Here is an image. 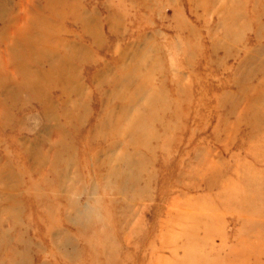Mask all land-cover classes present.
I'll use <instances>...</instances> for the list:
<instances>
[{
    "label": "rangeland",
    "instance_id": "rangeland-1",
    "mask_svg": "<svg viewBox=\"0 0 264 264\" xmlns=\"http://www.w3.org/2000/svg\"><path fill=\"white\" fill-rule=\"evenodd\" d=\"M53 5L91 36L0 0V32L39 8L78 52L46 120L44 61L0 45V264H264V0Z\"/></svg>",
    "mask_w": 264,
    "mask_h": 264
},
{
    "label": "bare ground",
    "instance_id": "bare-ground-1",
    "mask_svg": "<svg viewBox=\"0 0 264 264\" xmlns=\"http://www.w3.org/2000/svg\"><path fill=\"white\" fill-rule=\"evenodd\" d=\"M45 1H46V5H47L46 6V9H47L46 12L48 14L47 16L53 17V18L62 17L63 19L68 18L71 20L70 22L73 26L78 25V27H80L79 28L80 31L83 32L85 34V36H87V37L91 36L90 35L91 30L88 29L89 26H87V28L84 26V22H86L85 19H87L88 17H84V19L81 17L77 18L75 16L76 12L73 11L71 8H70L71 12H68V15L65 14L66 12L65 13L63 12L64 9L61 10L62 12L59 11V9H58V11H56L55 7L53 5V0H45ZM38 9H37V11H35L37 16L30 17L31 16L30 15L29 17H27V15L24 14V16L22 18H20L17 22L18 24L19 23H21V24H19V26L14 30H10L12 28H15V27H12L14 20L9 21V23L2 26L3 31L0 32V45H4V44L6 45V43L8 44V47H5L4 49L6 52H8V53H6L7 54L6 56H9V54L10 55L12 54L11 50L13 48V45L15 43H17V44L20 43V44H22L23 49L26 50L25 54H26L28 59H30L34 62L37 61V59H42V61H44V63H45L44 67L46 66L47 68L41 74L33 73V75L35 77V82L29 83L27 81H24L22 83H23V86H25L29 91L32 92V94L30 92V95L32 96L33 101H37L40 104V106L42 107L43 118H45L47 120V119H49V108L46 107L47 103L44 102L45 100L40 99L41 92L40 91L37 92V91H35V89L37 88V86L41 82H44L46 85L62 84L63 87H59L58 90L60 92L61 97H63L65 95L66 88H68L65 86H67V85L70 86L69 82L71 83L73 79L74 80L78 79V76L73 73V68H72L74 63L78 60V52L75 49V44L70 43V45H66L67 42L64 41V39L58 38L60 36V33H62V32H60L59 29H57V30L54 29L53 26L50 25L49 19L44 18L45 16L44 17L42 16L43 14L40 15L39 14L40 11H38ZM68 10H66V11H68ZM38 25H40L41 27H46L49 30L48 32H50L52 30V32H53L52 34H56L53 37H51V34L48 32L41 34L42 37L39 38V40H42V42L44 43L45 46L43 47V50L40 53L34 52L36 50H34V51L32 50V48L34 47V40L37 39L36 35L32 32V30L34 31L35 26H38ZM65 34H66V32H65ZM56 36H58V37L55 38ZM8 40H10V41H8ZM85 51H87V50H85ZM85 51L81 52L79 50V53H81V55H83V54L87 55L88 52H85ZM58 52H60V54H58L59 57H58V55H56V53H58ZM26 60H25V62H26ZM42 66H43V64H42ZM0 71H2V70H0ZM37 82H39V83L37 84ZM41 84H43V83H41ZM58 98H60V97H58ZM6 108H5V111H6ZM2 116L3 115L0 114V118H2ZM5 127H6V125H5ZM55 132H56V130H55ZM57 135H58V133H57ZM53 146H55V145H53Z\"/></svg>",
    "mask_w": 264,
    "mask_h": 264
}]
</instances>
